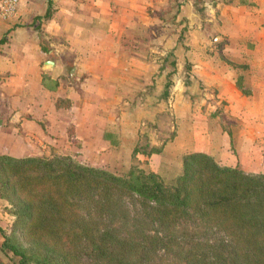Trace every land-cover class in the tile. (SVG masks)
I'll return each instance as SVG.
<instances>
[{
  "label": "trees",
  "instance_id": "16d2710c",
  "mask_svg": "<svg viewBox=\"0 0 264 264\" xmlns=\"http://www.w3.org/2000/svg\"><path fill=\"white\" fill-rule=\"evenodd\" d=\"M0 197L13 217L0 249L15 264H264V173L205 152L185 153L167 181L136 165L121 175L69 155L0 152Z\"/></svg>",
  "mask_w": 264,
  "mask_h": 264
},
{
  "label": "crops",
  "instance_id": "0c3cea01",
  "mask_svg": "<svg viewBox=\"0 0 264 264\" xmlns=\"http://www.w3.org/2000/svg\"><path fill=\"white\" fill-rule=\"evenodd\" d=\"M202 1L209 0H16L6 13L0 0V152L69 155L92 165L104 157L129 158L124 116L118 122L111 118L121 89L164 81L158 63L170 64L167 51L178 57L190 45L180 42V32L196 21L193 31L204 38L217 19L228 30L238 24L245 3L232 0L234 5L200 21L193 4ZM247 1L258 6L257 12L246 6L251 20L259 12L264 16V0ZM263 28L256 34L262 47ZM222 77L216 68L213 73L202 68L187 81L219 91ZM169 79L170 96H179L185 82ZM114 138L119 142H111Z\"/></svg>",
  "mask_w": 264,
  "mask_h": 264
},
{
  "label": "rangeland",
  "instance_id": "374dc122",
  "mask_svg": "<svg viewBox=\"0 0 264 264\" xmlns=\"http://www.w3.org/2000/svg\"><path fill=\"white\" fill-rule=\"evenodd\" d=\"M211 1L193 4L200 14V21L211 16L213 11L217 15L220 9L234 5L232 0ZM244 1L240 4L243 10L237 13L238 24L232 28L227 26L228 30L222 29V21L217 19L218 26L210 30L208 25L204 38L193 31L196 21L192 28H186L189 32L185 29L180 32V42L190 45L184 55L180 50L176 52L178 57L174 56V51H167L168 58L172 59L170 64L158 63L161 64L158 74L164 81L159 83L153 79L145 86L132 84L121 89L111 107V118L118 122L119 117L124 116L123 127L130 137L124 141L130 155L129 158L128 155L115 156L111 162L104 157L97 164L121 175L136 165L144 171L158 173L167 181L180 173L181 158L185 153L201 151L210 153L219 165L236 166L246 173H264V47L256 41L258 27H264V16L259 12V16L251 20V15L246 14V6L255 8L256 5L249 6L251 3ZM257 7L253 12H257ZM174 32L170 42L176 38ZM260 37L264 38V34ZM202 68L210 73L214 68L216 72L221 71L223 84L219 91L213 85L187 81L196 78ZM175 76L185 82L184 90L177 97L169 94L172 82L169 87L166 83ZM239 77L245 92L235 89V79ZM164 92H168L167 95ZM146 145L163 149L156 153L158 155L146 156L143 153L148 148ZM134 147L137 151L132 154ZM8 208L7 200L0 197V228L4 232H8L13 220ZM19 237L25 244L22 236ZM15 259L11 253L0 249V264H15ZM169 259L170 255L159 262Z\"/></svg>",
  "mask_w": 264,
  "mask_h": 264
},
{
  "label": "built area",
  "instance_id": "2783aa9c",
  "mask_svg": "<svg viewBox=\"0 0 264 264\" xmlns=\"http://www.w3.org/2000/svg\"><path fill=\"white\" fill-rule=\"evenodd\" d=\"M16 0H2L1 8L4 12H11Z\"/></svg>",
  "mask_w": 264,
  "mask_h": 264
}]
</instances>
